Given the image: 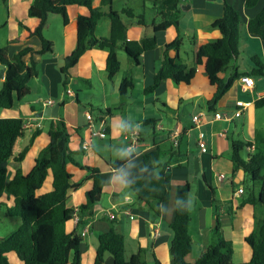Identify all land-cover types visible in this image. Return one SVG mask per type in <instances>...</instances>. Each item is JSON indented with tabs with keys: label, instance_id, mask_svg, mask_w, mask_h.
I'll list each match as a JSON object with an SVG mask.
<instances>
[{
	"label": "crops",
	"instance_id": "obj_1",
	"mask_svg": "<svg viewBox=\"0 0 264 264\" xmlns=\"http://www.w3.org/2000/svg\"><path fill=\"white\" fill-rule=\"evenodd\" d=\"M101 1L92 0V6L99 7ZM179 1V32L183 38L179 53L186 64L190 65L192 61L191 37H195L198 47L211 46L220 38V32L210 25L221 17L224 1L239 11L242 22L238 55L220 77L226 80L232 74L251 71L254 65L251 58L255 55L264 64V41L249 35L246 30L248 20L263 8L264 0H258L252 8L244 7L242 0ZM31 2L32 0H7L3 4L0 0V31H5L0 36V50H5L8 60L23 47L29 46L35 51L40 49V40L30 36L28 32L38 24V19L27 15ZM116 2L117 0H112L113 11L119 12L128 7L136 15L143 16L142 24H138L137 19L125 17V20L122 17L127 28V40L139 41L153 34L152 21L157 18L153 0H121L120 8H113ZM146 2L149 6H146ZM103 10L108 11L109 8L103 7ZM87 14L84 7L68 6L66 24H63L61 16H48L43 37L51 43L52 54L35 56L38 70L28 83L29 94L21 101L15 100L11 108L0 109V118H20L24 121L25 135L16 141L14 156L38 131L22 161L9 163L8 179L13 177L16 168L24 175L32 169L35 158L49 143L47 127L61 119L70 135L69 148L78 163L77 166L68 162L66 166L71 174L70 183L78 185L68 190L66 207L76 210L85 203V195L92 188L93 182L84 167L97 169L103 184L99 202L93 208V218L83 228H78L73 218L66 223L68 233H81L88 227V233L82 237L80 244L81 264H93L98 236L108 232L113 226L109 214L115 216L114 226L124 238L127 258L135 255L145 264H155L156 261L159 264H169V245L172 239L169 225L174 218L175 192L177 186L185 182L190 186L189 232L192 237V250L185 261L193 264L209 246L215 245L221 238L231 244L232 263L247 262L251 253L245 238L256 230L258 221L264 219V207L251 203L258 196L259 187L249 183L243 170H233L232 143H249L240 152L243 160L259 149L257 145L264 138V108H256L255 103L264 98V76H250L254 86L248 91L242 89L240 79L243 76H239L210 109L208 102L215 89L208 82L203 60L196 68L189 85H176L171 80H166L153 93L145 94L144 90L151 86L160 65L162 47L177 36L175 28L168 26L165 31L155 33L156 46L141 55L140 66L135 67L124 51L118 50L120 71L111 81L105 72L107 51L96 48L86 51L70 71L67 88L73 91L74 96L68 97L64 89L63 93L59 91L62 82L60 67L75 47L77 18ZM95 35L102 38L109 36L107 19L98 23ZM184 41L187 42L184 44ZM28 61L27 56L25 62ZM5 70L0 76V89ZM127 73L131 74L134 86L125 96H120L118 86ZM48 99H52L55 104L45 106L43 102ZM56 104L59 105L57 117L45 115ZM94 109L102 112H93ZM238 109H241V113L235 117L236 121L214 119L216 113L234 115ZM106 110L109 113H104ZM86 113L93 117L92 127L86 119ZM195 115H199L196 122L192 120ZM121 120L129 128L118 134L116 126ZM137 124L140 125L139 129ZM104 126V138L91 135V132L100 131ZM198 132L204 135L206 152H201L198 148ZM175 133L176 146L172 138ZM84 142L88 143L86 150L81 148ZM249 146L252 151L248 150ZM129 147L134 150L132 155L121 158L120 150ZM156 147L161 151L160 163L166 164L167 171L170 172L171 186L168 201L161 205V216L154 219L149 206L136 202L129 188L115 183L113 178L120 169L131 164L127 171L132 180L138 172L142 155ZM123 159L127 161L119 169H114L112 164ZM220 174L225 175L221 182L218 181ZM54 183L52 171L48 170L36 195L52 191ZM240 188L243 192L238 194ZM0 203L11 207L13 198L3 194ZM217 222L219 235L216 233ZM15 263L22 264L17 261ZM105 264H113L110 255H106Z\"/></svg>",
	"mask_w": 264,
	"mask_h": 264
},
{
	"label": "trees",
	"instance_id": "obj_2",
	"mask_svg": "<svg viewBox=\"0 0 264 264\" xmlns=\"http://www.w3.org/2000/svg\"><path fill=\"white\" fill-rule=\"evenodd\" d=\"M6 4L7 0H1ZM244 7H254L258 0H242ZM179 0H153L157 18L152 21L153 34L139 41H129L126 36V25L122 17L137 19L143 23V16L136 15L131 8H123L119 12L111 9L112 0H102L99 7L92 6V0H32L27 15L38 19L30 36L40 40V49L35 51L26 46L16 52L10 60L5 50H0V64L5 67V75L0 89V109H9L15 100L21 101L29 94V81L36 76L38 63L35 56L52 54V45L44 39L43 29L49 15L55 14L66 24V8L79 6L87 9L88 14L79 16L76 23V42L73 51L65 57L60 67L61 86L65 90L69 81L70 71L76 66L80 57L88 50L96 48L107 51L105 72L108 80L120 71L118 50H123L135 67L140 66L143 53L153 50L156 46L155 33L165 31L172 26L177 31L176 38L165 44L161 49V62L157 68L151 86L144 90L145 94L153 93L162 82L171 80L176 85L187 86L193 80L196 68L203 63L209 84L215 89L208 107L216 105L220 98L230 89L233 81L239 76H264V64L258 56L251 58L253 68L249 72L235 73L226 80L220 77L228 64L238 55L240 25L242 22L239 11L231 4L223 2L222 15L210 27L220 32V38L211 46L198 47L195 37L190 38L192 61L188 65L180 55L182 35L179 32L180 9ZM103 7H108L104 11ZM104 18L108 20L109 36L97 37L95 29ZM246 30L249 35L257 36L264 41V6L248 20ZM173 52V54H171ZM29 57L28 63L25 57ZM134 86L130 73L118 86L120 96H125ZM60 106H62L60 104ZM256 108L264 106V98L256 101ZM97 109H94L96 111ZM102 112L101 110H97ZM109 113V110L104 111ZM78 131V130H76ZM36 131L26 146L16 155L13 148L16 141L25 135L24 121L20 118H0V197L3 194L13 198V205L6 209V215L17 217L20 224L7 236L0 238V264H12L7 255L13 253L22 264H81L80 233L66 231V223L75 215L78 216V228H83L93 218V208L99 202L103 192V184L97 169L84 167L92 180V188L85 195V203L76 210L66 207L69 189L77 187L70 183L71 174L67 163L78 166L74 153L69 148L70 135L65 123L59 119L48 127L49 143L34 160L32 169L22 174L19 168L11 179H8V165L11 161L20 163L34 138ZM262 150L248 156L240 157L245 145L241 142L232 143L231 162L233 170H243L251 185L259 187L258 196L251 200L255 206L264 207V138L260 141ZM161 151L158 147L142 155L138 172L128 186L130 194L138 203L149 206L152 217L161 216V205L168 201L171 186L170 172L166 164L159 161ZM127 159L115 161L112 166L119 169ZM48 170L52 171L55 183L52 191L37 196L36 192L44 183ZM189 193L188 182L177 186L174 198V218L169 225L172 239L169 245V264H188L185 258L192 250V237L189 232ZM183 203L177 205V199ZM213 203H215L213 201ZM187 211H184V210ZM184 211V212H183ZM98 236V244L93 264H105L106 255H110L113 264H145L137 256L126 257L125 242L115 224ZM216 233L219 235V223ZM250 249V259L241 264H264V219L258 221L256 230L245 238ZM232 247L229 241L219 239L215 245L209 246L193 264H234L231 261ZM155 264H159L156 261Z\"/></svg>",
	"mask_w": 264,
	"mask_h": 264
},
{
	"label": "built area",
	"instance_id": "obj_3",
	"mask_svg": "<svg viewBox=\"0 0 264 264\" xmlns=\"http://www.w3.org/2000/svg\"><path fill=\"white\" fill-rule=\"evenodd\" d=\"M240 80L242 82V86L241 87H242V89L244 91H248V90H251L253 88L254 81H253L252 77H250V76H243V77H241ZM65 94L68 97H73L74 96V93H73V91L70 88H66L65 89ZM43 104L45 106H49L50 107V106H53L55 104V102L52 99H48V100L44 101ZM239 104L241 106H243V104H241V103H239ZM240 113H241V109L236 110L235 111V114L234 115H230V116L227 113H225V114L216 113L214 115V119H216V120H223V121H226V122H230L235 117L240 116ZM198 117H199V115H195V116L192 117V120L196 122V121H198ZM86 119L88 120L90 126L92 127L93 117H92V115L90 113H86ZM91 135L98 136L100 138H104L106 136V127L104 126L100 131L91 132ZM172 138L174 139V143L173 144H174V146H176V144H177V140H176L177 139V133L173 134L172 135ZM197 139H198V148L201 150V152H206L207 151V145H206V141H205V138H204L203 133L198 132ZM81 148L83 150L88 149V143L87 142L82 143L81 144ZM247 148H248L249 151H252V147L249 146ZM224 179H225V175L224 174L218 175V181L219 182L223 181ZM242 192H243V189L242 188L238 189V191H237L238 194H241ZM108 217H109V219H114L115 218L114 214H109ZM73 220L77 224L78 221H79L78 216L75 215L73 217ZM87 233H88V227H85L81 231L80 236L81 237H84Z\"/></svg>",
	"mask_w": 264,
	"mask_h": 264
},
{
	"label": "rangeland",
	"instance_id": "obj_4",
	"mask_svg": "<svg viewBox=\"0 0 264 264\" xmlns=\"http://www.w3.org/2000/svg\"><path fill=\"white\" fill-rule=\"evenodd\" d=\"M120 1L121 0H117V2L113 5V8H120V5H119ZM147 5L149 6L148 2H146V6ZM116 10H119V9H116ZM139 12H141V9H140ZM1 18H2V13H0V19ZM123 19H125V17H123ZM104 20H106V18H104ZM4 33H5V31H0V36L3 35ZM186 42L187 41H184V44ZM182 53H183V49H182ZM122 55H124V54H122ZM59 91H60V93H63V87L61 86V84L59 85ZM262 108H264V106ZM93 112H95V111H93ZM235 121H236V119H235ZM47 130H48V127H47ZM22 142H24V140H22ZM257 148H259V149H257V152L261 151L262 150V145L258 143ZM7 208H8V204H1L0 203V238L7 236L10 232H12L20 224L19 218H17V217H9V216L6 215V209ZM7 259L12 264H16L15 263L16 261L18 263L20 262L16 258V256L14 254H12V253L7 255Z\"/></svg>",
	"mask_w": 264,
	"mask_h": 264
},
{
	"label": "clouds",
	"instance_id": "obj_5",
	"mask_svg": "<svg viewBox=\"0 0 264 264\" xmlns=\"http://www.w3.org/2000/svg\"><path fill=\"white\" fill-rule=\"evenodd\" d=\"M136 127H137V129H139L140 125L137 124ZM128 128H129V125L126 124L123 120H121L116 126V131L119 134V133H123V132L127 131ZM133 151L134 150L131 147L121 149L119 152V155L121 156V158H128L132 155ZM128 167H131V164L126 166V168H122L119 170L118 174L113 178V181L115 183H118L119 185H121L123 187H128L131 185L132 181L129 179V172L127 171ZM176 203H177V205H180L183 203V200L178 198ZM184 211H187V210L185 209Z\"/></svg>",
	"mask_w": 264,
	"mask_h": 264
},
{
	"label": "water",
	"instance_id": "obj_6",
	"mask_svg": "<svg viewBox=\"0 0 264 264\" xmlns=\"http://www.w3.org/2000/svg\"><path fill=\"white\" fill-rule=\"evenodd\" d=\"M4 66L0 64V76L2 77L3 73H4ZM59 109V105L56 104L53 108L48 109L49 111H47L45 113V115H50L52 117H57V111ZM40 116H42V114L40 113Z\"/></svg>",
	"mask_w": 264,
	"mask_h": 264
}]
</instances>
